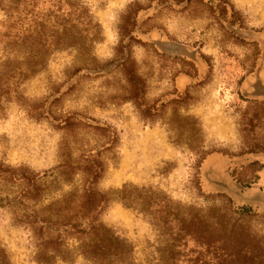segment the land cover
<instances>
[{"label":"rangeland","instance_id":"1","mask_svg":"<svg viewBox=\"0 0 264 264\" xmlns=\"http://www.w3.org/2000/svg\"><path fill=\"white\" fill-rule=\"evenodd\" d=\"M69 2L85 4L89 18ZM32 6L27 0L17 22V13L11 17L0 4L1 69L14 56L8 34L29 43L39 34L51 48L58 33L95 37L82 48L53 51L46 68L20 87L21 101L0 98V164L17 173L0 175V250L10 263L95 264L74 238L67 240V259L41 252L26 211L6 202L20 199L23 172L56 169L44 176L37 208L79 189L82 176L70 164L104 144L112 129L119 142L103 153L102 190L115 197L125 184L151 187L200 218L228 251L246 241L264 257V0H37ZM131 72L143 82L138 97ZM183 74L190 78L186 89L179 85ZM70 114L78 125L64 130ZM88 118L109 131L83 127L80 120ZM101 222L131 244L137 264H177L174 257L187 264L185 257L204 251L193 241L176 247L164 228L118 199Z\"/></svg>","mask_w":264,"mask_h":264},{"label":"trees","instance_id":"2","mask_svg":"<svg viewBox=\"0 0 264 264\" xmlns=\"http://www.w3.org/2000/svg\"><path fill=\"white\" fill-rule=\"evenodd\" d=\"M32 1V10H34L37 0ZM26 3L27 0H0L1 6L7 13H11V17L12 14L17 13V22L27 10ZM69 4L75 11L79 10V16L89 18V9L85 4L72 5L71 2ZM91 22L90 20V25ZM129 35L128 44L134 39L131 32ZM7 37L10 39L7 43L8 53L14 56L8 58L7 62L2 64V69L0 68V98L2 96L4 102L22 100L20 87L46 68L53 51L71 47L80 48L85 45L87 38L94 41L95 36L91 37V34L86 32V35L82 33L81 37L77 38V35L71 36L64 33L60 36L58 33V40L54 43V46L56 44L57 46L52 48L48 45L47 39H42L39 34L38 38L30 43L27 42L28 37L13 34H8ZM121 44V48H124V41ZM128 77L130 81L137 84L136 95L138 97L139 90L142 91L143 82L133 72L128 73ZM2 114L3 108L0 107V118ZM76 117L77 114L67 115L63 119L62 128L66 130L76 127L78 125ZM80 122H84L83 127L85 128L101 132H105L106 129L109 131V127L107 128L106 125L93 118L80 120ZM108 135V140L104 144L96 148L84 149L83 153L70 164L71 173L74 176L77 174L82 176L81 186L79 189L74 188L59 200L41 208L36 207L38 201L45 197L41 192L44 186V176L55 172V168L50 172L45 171L44 174L36 173L34 176L23 172L18 177V180L24 182L26 187L21 191L20 199L17 196L12 200H7L6 203L17 204L26 211L28 224L34 229L41 252H53L67 259L65 246L69 238H74L80 242L78 247L80 254L95 264H137L133 257L131 244L101 222V215L108 204L113 199H118L125 206L142 212L154 225L164 228L168 234L170 233L176 247L187 248L190 246V241H193L195 242L193 248L204 250H200L199 255L194 257H185L187 259H184V262L186 261L187 264H204L203 254L208 255L209 260L215 264H264V257L261 253L253 250L257 249L256 244L251 246L249 242L243 241L237 243V248L233 252L228 251L221 237L217 235L215 237L207 229L203 230L205 226L200 218L183 212L167 195L159 194L151 187L139 188L132 184H125L122 189L118 190L115 197L111 192L102 190L99 183L107 172L103 153L119 142V136L115 130L112 129ZM65 165L66 163L61 166ZM3 171H12L10 175L17 176L15 169L1 163V176ZM248 212L249 210L242 208L239 213L247 214ZM174 261L178 264L180 260L174 257ZM0 264H11L3 250H0Z\"/></svg>","mask_w":264,"mask_h":264},{"label":"crops","instance_id":"3","mask_svg":"<svg viewBox=\"0 0 264 264\" xmlns=\"http://www.w3.org/2000/svg\"><path fill=\"white\" fill-rule=\"evenodd\" d=\"M189 83H190V78L188 75L183 74L180 76L179 85L181 86V88L186 89Z\"/></svg>","mask_w":264,"mask_h":264}]
</instances>
